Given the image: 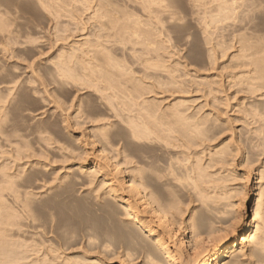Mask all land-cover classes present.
Returning a JSON list of instances; mask_svg holds the SVG:
<instances>
[{"label":"rangeland","instance_id":"obj_1","mask_svg":"<svg viewBox=\"0 0 264 264\" xmlns=\"http://www.w3.org/2000/svg\"><path fill=\"white\" fill-rule=\"evenodd\" d=\"M96 1L100 0H51L50 7L45 8L39 0H0V169L14 180L11 186L16 191L10 192V196H18L16 204L28 203L22 196L27 193L34 223L40 227L39 232L47 231L46 238L50 240L39 246L40 252L33 253L25 262L41 259L47 246L55 249L59 241L57 235L65 241H76L73 246L77 249L84 232L93 236L90 241L96 245L108 244L111 210L106 202L110 200L101 173L90 168L93 158L100 156L97 145H102L123 169H141L140 163L145 157L160 167L168 160L166 149H160L150 140L131 136L119 114L140 112L152 133L156 127L153 125H157L154 118L167 111L172 114L173 110L166 106L175 104H182L187 114L208 118V127L227 121L229 126L223 133L210 137L211 140L207 138L208 144L202 143L207 147L200 145L201 148L191 149L198 154L191 153L189 160L193 158L188 162L195 166L199 158V168L204 165L200 169L209 166L211 158H216L209 146L211 150L220 151L231 143L234 151L236 146L245 147L247 151L252 146V151L260 150L255 146L257 138L253 134L255 124L251 112L253 105L264 104V82L257 83L259 85L253 90L255 86H249L248 80H240L243 73L254 67L246 70L240 65L236 58L240 53L237 42L219 40L209 44L199 35L197 26L165 24L157 28L158 31L142 25L148 31L147 41L155 44L148 48L147 44L135 43V39L128 38L126 31L121 29L128 25L126 22L130 24L138 19L137 4L110 1L116 2L113 6L119 10L114 8L113 12L125 13V17L132 20L128 22L129 19L122 16L127 20L123 23L121 15L111 17L113 14L110 15L107 7L103 10V0L101 7ZM254 21H260L264 29L263 18ZM188 31L197 32L198 37L185 38ZM100 35L108 36L109 42L99 38ZM97 41L106 49L96 46ZM210 48L215 50L214 55L210 54ZM108 52L112 57L107 56ZM108 57L113 58L114 66H110ZM148 136L152 138L153 134ZM199 153H203L204 163ZM236 155L230 162L232 165L228 164L230 168L221 169L224 173L221 165H217L219 170L213 171L217 166L212 163L206 168L208 171H201H205L207 180L226 179L222 180L225 185H220L227 190L222 202H236L240 196L233 192L241 187L248 191L245 207L246 220H249L257 195L256 186L253 187L258 182L254 176L257 170L245 177L244 173L250 168L236 163ZM196 156L199 157L196 159ZM254 165L252 169L257 166ZM104 172L109 174L110 171ZM235 174L244 181L235 179ZM151 176L153 185L163 182ZM3 177L6 180L5 175ZM220 181L217 185L222 183ZM211 182L207 186L216 184ZM4 194L6 196L8 191ZM177 194L179 202L182 200L179 204L186 209L184 216L195 206L198 209L200 202L189 203L184 193ZM7 198L10 201L11 197ZM226 210L235 212L232 206ZM49 227L52 233H48ZM13 241L22 240L13 238ZM24 243L33 245L30 239Z\"/></svg>","mask_w":264,"mask_h":264},{"label":"bare ground","instance_id":"obj_2","mask_svg":"<svg viewBox=\"0 0 264 264\" xmlns=\"http://www.w3.org/2000/svg\"><path fill=\"white\" fill-rule=\"evenodd\" d=\"M46 1L39 0L43 7L48 8L50 7L48 3L51 0ZM101 1H96L100 3L97 6L101 7L99 5L104 3L103 10L107 7L110 15L113 14L111 17L121 15L113 12L118 8L113 6V4L116 6V2L111 3V0H103L102 3ZM125 1L135 3L139 7V17L133 19V22L127 18L128 16L125 17V13L120 17L124 16L127 20L129 19L128 22H131L129 24L123 18V23L126 20L125 25L129 26L121 27V29L126 31L128 38H134L135 43L147 44L148 46H145L148 48L155 45L152 40L148 39L147 41L148 31H145L142 25L155 27L156 30L165 24L197 26L200 30L199 35L209 44L211 41L219 40L235 41L239 44L240 53L236 58L240 61V65L245 66L246 70L252 65L254 67V69L243 73L246 76L242 75L241 81L248 80L249 86H255L253 90L259 85L257 83L264 82V29L261 26L263 20L261 22L254 21L260 18L264 19L262 4L264 0H124L123 2ZM105 11L104 13H109ZM126 14H128L127 11ZM120 18L116 19L120 20ZM109 23L114 24L110 21ZM260 23L261 25H259ZM112 26L115 27L110 25L111 28ZM158 34L162 33L158 32ZM106 35H100L99 38L106 39L108 38ZM185 36V38L195 39L198 37V33L189 32ZM145 39L147 43H145ZM106 40L108 41V39ZM96 46L105 48L99 41L96 42ZM209 52L211 55L215 54L213 48H210ZM110 54L112 53L108 52L107 56ZM110 57L107 58V61L111 63L110 66H114L113 58L111 60ZM147 64L152 65L151 63ZM59 69L60 67H58ZM250 70L252 74H250ZM171 106L166 107L173 110L170 111L172 114L169 115L168 111L160 112V114H166L165 117L161 114L158 118H154L157 121L160 118L158 122L154 120V124L157 123V125H153L156 126L154 133L143 119L144 117L139 115L140 112H137L138 114H119L121 121L127 124L131 136L150 140L160 149H166L169 152L168 160L161 167L145 160L147 159L145 157L140 163L143 168L141 166V169H138L139 167L123 169L120 163L114 161L113 157L106 153L102 145H97L95 141L92 142L97 145V152L100 156L96 155L93 158L90 168L101 173L102 184L106 186L105 193L109 196L107 199L110 200V202H106V207L111 210L108 221L109 245L104 243L96 245V242L90 241L93 236L84 232V235L81 234L77 249L73 246L76 241L74 243L65 241L57 235L59 241H57L55 249L47 246L45 253L42 251L41 259L37 257L34 261L25 262L24 260L33 253L40 252L39 246H43L47 240H50L46 238L47 231L39 232L40 227L34 223V218L31 215L33 208L27 193L25 192L24 195L22 193V196L28 203L16 204L18 196H10V192L15 193L16 191L11 186L14 180L11 175L5 174L0 169L2 173V177H0V264H264V104L253 105L251 112L255 124L253 134L257 138L255 146H259L260 150L256 148V151H252L253 146L251 148L249 146L250 149L247 151L245 147L236 146V151H234L231 143H226L227 146L222 147L223 149L220 148V151L211 150L209 146V151H214L213 155L216 158L208 159L209 166L202 169L200 168L204 166L203 164L200 168L198 166L199 163L201 164L199 156L195 157L198 158L197 165L194 166L195 163L188 162L193 158L191 157L189 160L191 153V155L198 154L197 150L193 149V152L191 149L201 148L200 145L205 146L202 143L206 142L207 138L211 140L210 137L213 138L223 133L229 126L228 122L223 121L208 127V118L185 113L186 109L182 104H175L172 109ZM129 112L133 111L129 110ZM160 116H163L164 119ZM151 134H153L152 138L148 136ZM93 137L94 134L91 135V138ZM83 142L82 146L85 148L86 145ZM178 148L181 150H175ZM205 149L203 148L204 151ZM226 149H230L229 153ZM232 152H235L234 155H238L236 163H244L242 165L245 166V169L250 168V170H246L249 172L244 173L245 177H249L251 172L257 170L256 173L254 172V176L258 182L253 184V187L256 186L257 193L255 194L257 195L251 208L249 220H246L247 210L245 207L248 191L243 187L237 191L235 188L236 192H232L238 194L240 198L234 203L227 199V203L222 202L221 199L225 201L224 196L227 194V190L221 188L220 185H225L222 180L226 179L224 177L216 178L215 181L208 179L209 182L213 180L212 182L216 184L207 186L209 183L207 176L203 174L205 171H201L211 167V163L215 166L221 165L220 170H224V166L232 165L231 161H234L235 156ZM202 155L203 153L200 154V158ZM259 156L262 157L259 158ZM203 159L205 158H202V161ZM204 162L205 160L202 163ZM254 163L255 165L258 163V165L252 169ZM218 166L215 169L212 166L210 169L216 171ZM228 167L230 168V166ZM104 170H109V174H106ZM222 172L221 174L224 173ZM151 174H153L154 180L163 182L153 185ZM234 178L244 181V178L237 176ZM216 180H221L222 183L217 185L219 181ZM243 183L241 182L242 185ZM5 191H8L6 196ZM180 191L188 198L189 203L193 200L200 202L198 209L195 206L189 210L190 213L188 212L186 216H184L186 214L184 205L179 204L182 200L179 202L177 198L179 195L177 193ZM206 191L212 193L213 196ZM7 197H11L10 201ZM230 198L228 199L230 200ZM12 205L16 209H13ZM229 206L235 208L234 213L226 210ZM227 219L229 222L226 221ZM47 230L48 233L53 232L50 227ZM13 238L22 241H13ZM28 239L33 242V245L24 243ZM54 253H56L55 256H53Z\"/></svg>","mask_w":264,"mask_h":264}]
</instances>
